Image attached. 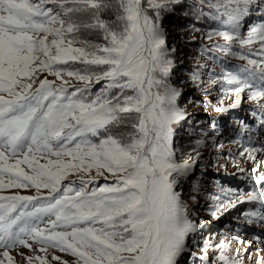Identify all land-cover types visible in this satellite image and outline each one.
<instances>
[{"label": "snow or ice", "instance_id": "snow-or-ice-1", "mask_svg": "<svg viewBox=\"0 0 264 264\" xmlns=\"http://www.w3.org/2000/svg\"><path fill=\"white\" fill-rule=\"evenodd\" d=\"M184 7L200 14L208 8L219 27L205 38L222 37L218 50L250 65L225 60L220 75L210 74L211 85L235 97L217 110L238 107L246 90L264 110V0H0V190H34L0 194V264H15L11 249L35 252L33 244L40 252L68 253L76 264H185L184 256L195 255L192 246L204 221L190 218L182 188L204 141H195V157L182 154L177 162L175 126L187 112L178 104L182 90L172 83L176 48L168 47L162 25L166 15ZM109 12L114 20L105 18ZM255 13L260 22L242 35ZM85 31L99 32L104 42L82 38ZM235 44L247 53L234 51ZM77 63L84 67L73 68ZM43 73L55 79L41 78ZM191 80L199 81L198 74ZM93 85L101 86L94 91ZM259 118L264 129V113ZM257 153L264 155V144L241 152L254 163L251 191L221 189L225 198L209 196L214 219L251 203L259 208L244 214L246 223L264 225ZM109 175L110 183L97 182ZM193 190L199 193L200 185ZM232 238L247 254L253 241L235 233ZM213 247L215 257L202 250V264H244L240 248L229 255L230 241ZM25 259L46 264L39 255Z\"/></svg>", "mask_w": 264, "mask_h": 264}, {"label": "rangeland", "instance_id": "rangeland-1", "mask_svg": "<svg viewBox=\"0 0 264 264\" xmlns=\"http://www.w3.org/2000/svg\"><path fill=\"white\" fill-rule=\"evenodd\" d=\"M186 1L189 3L196 2V0ZM184 8H177L174 14L166 15L162 21V25L167 33L166 43L168 47L176 48V52L172 56L175 65L172 69V83L182 90V95L178 100V104L187 112L186 119L175 126L173 147L176 146L174 148L180 149V151L176 152L177 162H183V160L180 159L182 154L185 158L189 156L195 157L196 152L192 151L195 141H204V144L196 149V151L199 152V157L193 164L194 173H191L192 178L183 182L182 188V199L188 203L189 209L193 213L190 218L197 223L204 218L207 220V223L209 222L208 225L210 227L208 233L196 239L195 243L198 244L192 246V252L195 253L196 256L201 257L203 255L202 250H204L207 251L210 256L215 257L217 250L213 246L218 244L221 240H225L226 242H231L232 251L229 252V255H234L235 249L240 248L244 264H254L257 259L264 258V243L257 244L253 240V235H243L235 232L234 228L236 227L230 229V226L234 225L233 223L231 224V221H236L239 214H231L233 209L220 215L218 219H214L209 214L215 204V202L209 198L210 195H218L221 198H225V193L222 192L221 189L244 191L241 188H239V190L229 186L228 182L222 181L221 177L216 175L234 172H247L253 175L254 169L253 161L248 160L246 156H241V152L245 149L243 145L233 139L235 135L231 124H241L240 121L238 122V116L227 117L226 114L224 115L225 112L219 113L220 111L217 110L220 107L231 105L235 97H225L219 84L211 85L210 74H221L222 63L224 62L222 58L230 62L228 63L229 66L237 65L250 67V65H248L246 61L225 57L224 53L219 51L216 47L217 45H224L225 41L222 37L217 36H214L211 40L205 38L206 32L209 29L201 28L204 29L205 32H197L194 30L196 26L188 27L184 23H177L176 20L179 19ZM254 17V14L251 15L242 26V35L246 36L247 28L256 24ZM221 30L225 29L222 28ZM85 32H87L88 38H97L98 36L102 38L99 32ZM85 32L82 33L84 37H86ZM204 48L208 49L209 52L215 53L217 57L204 52ZM233 50L247 53V48L242 49L239 44H235ZM251 58L259 59L258 56H252ZM193 73L199 76V81L196 83L191 80V74ZM45 75H47V73H43L41 78ZM47 78L49 80L55 79L50 75H47ZM64 78L77 87L83 86L82 81H76L74 78H69L67 76ZM100 86L101 85L96 87V85H93V90L98 91ZM248 94V90L242 94V102L237 107V110L240 109L239 111L242 113L241 116L252 114L254 111L253 109L257 106L256 102L248 98ZM221 99H223V105H221ZM261 103H264V101H261ZM232 109L234 110V108ZM205 133L207 135H205ZM186 134H189L191 138H186ZM175 136H178L177 143ZM256 156L260 161H256L257 166L255 168V175L264 174V158L261 160L260 153H257ZM240 169H244V171ZM207 172L215 174L207 176ZM94 174L93 172V175ZM237 175L235 176L236 180H238ZM85 178L87 179V176ZM70 179L78 181L79 177L72 176ZM112 180L113 177L109 175L108 181L99 178L97 182L103 185L106 182L110 183ZM238 182L240 183L239 180ZM193 184L200 185L199 193L193 190ZM17 191L24 195L34 194V190L29 191L20 189H13L7 193H15ZM192 196H196L195 202L192 201ZM234 233L238 234L245 241H253L248 248L247 254L243 252L242 246L237 244L232 238ZM255 237H259L261 241H264L260 236ZM33 247L37 249L35 252L25 248L19 249V251H15L17 248L11 249L10 252L14 257L15 264H27L25 256L28 255L33 257L37 255L43 256L46 259V264H64V262H67V264H76L75 257L68 253L61 252L58 249L49 248L47 253H44L39 251L38 245L33 244ZM2 251L3 249H0V252ZM20 253H24V255ZM54 257H59L60 259L57 260L54 259ZM183 259L186 261V256H184ZM34 264H39V262L35 261ZM185 264H191V262L186 261Z\"/></svg>", "mask_w": 264, "mask_h": 264}, {"label": "trees", "instance_id": "trees-1", "mask_svg": "<svg viewBox=\"0 0 264 264\" xmlns=\"http://www.w3.org/2000/svg\"><path fill=\"white\" fill-rule=\"evenodd\" d=\"M112 2L115 3V0H112ZM185 2L188 5H191L193 3V2L189 3L186 0H185ZM209 11L210 10L208 8H204L203 9V13L204 14H200L198 9L185 7L184 11L181 12L180 17L178 16L179 19H177L176 21H177V23L178 22L184 23L188 27L196 26V28H207V29H211L213 27H219L218 22L213 20L211 18V16L207 15V13ZM105 18L109 19V20H114L115 19V15H114V13L109 12V13L106 14ZM85 33H86V37L82 36V38L87 39V40H91V41H93L95 43H103V39L99 38V36L97 38L96 37L88 38L87 32H85ZM72 67L73 68H83L84 66L77 63V64H73ZM128 131H131V129H129ZM184 132H185V130H184ZM185 137L186 138H191L189 134H186ZM175 138H176V143H177L178 136H175ZM174 147H176V146H174ZM191 178L192 177H189L188 180H190ZM186 261L189 262L188 260H186ZM186 261H185V263H186Z\"/></svg>", "mask_w": 264, "mask_h": 264}, {"label": "bare ground", "instance_id": "bare-ground-1", "mask_svg": "<svg viewBox=\"0 0 264 264\" xmlns=\"http://www.w3.org/2000/svg\"><path fill=\"white\" fill-rule=\"evenodd\" d=\"M235 109V108H234ZM260 157H261V160L264 158V155H261L260 154ZM258 160V159H257ZM258 161H260V160H258ZM203 221H204V223L201 225V227H204V226H206L207 225V220H205L204 218L202 219Z\"/></svg>", "mask_w": 264, "mask_h": 264}]
</instances>
